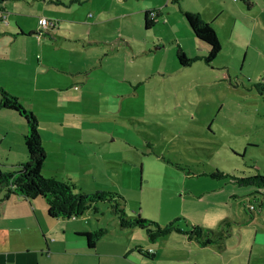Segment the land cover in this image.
<instances>
[{
    "label": "rangeland",
    "instance_id": "374dc122",
    "mask_svg": "<svg viewBox=\"0 0 264 264\" xmlns=\"http://www.w3.org/2000/svg\"><path fill=\"white\" fill-rule=\"evenodd\" d=\"M232 1L4 0L0 57L9 74H19L3 87L34 113L49 154L63 133L77 146L86 143L88 166L74 176L81 190L118 192L127 214L160 224L180 216L203 228L230 225L229 237L238 238L241 229L247 238L251 216L264 219V207L248 209L264 198V186L211 176L264 170V95L254 87L264 85V0H253L246 17L233 11ZM223 5L212 25L219 52L209 64L197 59L181 66L177 45L189 57L207 51L182 10L201 11L210 21ZM234 15L252 29L243 45L227 40ZM39 16L52 26L40 28ZM90 161L99 162L97 173ZM98 206L88 213L108 230L107 240L154 249L161 264L206 262L212 255L176 232L151 242L142 229L123 228L126 238H119L116 217L104 203ZM107 259L103 254L102 264ZM48 261L59 264L56 257Z\"/></svg>",
    "mask_w": 264,
    "mask_h": 264
},
{
    "label": "crops",
    "instance_id": "0c3cea01",
    "mask_svg": "<svg viewBox=\"0 0 264 264\" xmlns=\"http://www.w3.org/2000/svg\"><path fill=\"white\" fill-rule=\"evenodd\" d=\"M233 1L234 3H231L234 7L233 11L240 17H246L248 16L247 14H250L253 0ZM241 5H244L246 11L243 10ZM1 8L5 10L4 1L0 3ZM261 8L260 11H264V5ZM225 9L226 7L223 5L216 10H212V14H210L212 16L208 22L211 25H215L214 19L218 11H224ZM184 10L195 11L194 9H183L182 12ZM199 13L203 17L202 12L200 11ZM243 20L245 21V19ZM255 22V25H257V18ZM20 29V34H24ZM251 34L252 29L243 21H239L234 15L233 23L227 36L228 42L232 45H243L244 42H249ZM21 51H23L21 54H28V51L25 53L24 49ZM31 51L33 50L31 49ZM24 59L28 60V58ZM3 60L0 57L1 86L7 81H14L17 74H19H9L11 68L7 66L8 63L4 64ZM3 74L9 75L2 77ZM26 131L27 125L25 121L15 110L0 109V165H2V169L16 168L19 163L26 160V149L23 143V136ZM51 134L55 135V132L52 131ZM40 136L46 151L41 167L43 174L55 178L60 177L58 179L62 180L70 179L76 184L74 181L75 172L88 166L86 143L84 142L82 145L77 146L74 140H69L63 133L61 137L54 139V149H50L51 153L49 154L42 135L40 134ZM52 138L53 136L47 140L50 142V148ZM60 140L66 143L63 144ZM90 165L94 168V172L97 173V167L100 166L99 162L90 161ZM76 186L84 189L79 184H76ZM262 196L264 197V194ZM88 211L79 216L54 218L47 214L46 202L43 197L26 199L18 195L11 196L4 202L0 211V264H49L48 260L51 257H56L59 264H102L101 256L103 254L108 257L107 264L120 262L121 264L126 262L127 264H149L154 261L156 263L153 264H161L160 259L157 260L156 258L157 252L154 249H151L150 252L152 253L146 256L136 250V248H140L139 246H130L129 241L125 239L107 240V229L96 240L94 247L89 248L86 238L78 232L104 228L99 224L98 218H96V221L92 220ZM247 224L249 226L248 229H251L249 237L243 238V230L241 229L238 238L229 237L233 233L232 227L228 225L229 227L227 226V228L230 231L227 228L225 231L220 228L224 231V235L218 242L204 246H200L196 241L187 239L183 235L190 245H197L201 249L207 248V250L212 252L206 262L192 260V263L264 264V219L255 221V217L251 216ZM115 226L119 230L116 233L119 234L117 237L126 238L125 234L121 235L125 232L123 228H120L118 223H115ZM140 249L143 250L142 248ZM135 251L137 252L136 257L133 255Z\"/></svg>",
    "mask_w": 264,
    "mask_h": 264
},
{
    "label": "trees",
    "instance_id": "16d2710c",
    "mask_svg": "<svg viewBox=\"0 0 264 264\" xmlns=\"http://www.w3.org/2000/svg\"><path fill=\"white\" fill-rule=\"evenodd\" d=\"M3 1L0 0V3ZM182 14L194 36L206 43L207 51L201 57H189L181 46L177 45L175 54L179 64L187 66L197 59H203L204 62L209 64L221 49L214 28L197 11L184 10ZM254 87L259 94L264 95L263 83L256 81ZM2 108L15 110L25 121L27 131L23 136L26 160L13 169L0 168V211L4 202L15 195L26 199L43 197L46 202L47 214L54 218L79 216L87 210L97 213L99 211L98 205L104 203L109 212L116 217L120 228H140L146 233L148 240L151 242H155L158 238L172 232L180 233L187 239L196 241L200 246L218 242L223 237L224 231L222 229L203 228L197 224L189 223L185 217L177 216L160 224L157 221L142 217L139 213L127 214L123 207L124 197L118 192L110 190L86 192L78 188L70 179L62 180L53 176L42 175L41 167L46 151L38 132L36 116L30 109L23 106L16 95L8 92L0 85V109ZM252 169L253 172L249 174H235L216 170L211 173V176L218 179L227 178V180L240 186L263 187L264 170L259 171L255 166ZM254 192L260 193L259 191ZM258 206L261 209L264 207V199L259 200ZM260 208L257 209L258 212ZM182 219L185 221L187 228L181 227L179 220ZM78 233L86 238L88 247L93 248L96 240L105 233V229L82 230ZM136 250L146 256L152 253L150 250L144 251L140 248H136Z\"/></svg>",
    "mask_w": 264,
    "mask_h": 264
},
{
    "label": "built area",
    "instance_id": "2783aa9c",
    "mask_svg": "<svg viewBox=\"0 0 264 264\" xmlns=\"http://www.w3.org/2000/svg\"><path fill=\"white\" fill-rule=\"evenodd\" d=\"M0 20L3 21L4 23H7V21H8V19H7V12L4 9H0ZM37 24H38V26L40 28H45L46 29V28L52 26L53 20L50 19V18H48V17H45V16H39L37 18ZM258 202L259 201L252 202V203L250 202L248 204V209L250 211H252V210H257L258 208H260L258 206V204H259ZM260 210H261V208H260Z\"/></svg>",
    "mask_w": 264,
    "mask_h": 264
}]
</instances>
